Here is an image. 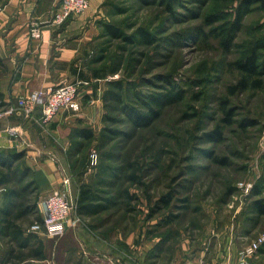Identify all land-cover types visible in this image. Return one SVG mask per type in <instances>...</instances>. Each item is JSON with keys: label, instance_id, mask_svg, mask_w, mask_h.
Masks as SVG:
<instances>
[{"label": "rangeland", "instance_id": "1", "mask_svg": "<svg viewBox=\"0 0 264 264\" xmlns=\"http://www.w3.org/2000/svg\"><path fill=\"white\" fill-rule=\"evenodd\" d=\"M96 2L97 34L86 48L81 67L102 71L103 77L92 84L102 83L101 119L94 125L81 117L84 108L94 104L91 100L88 105L87 100L81 101L80 112L60 113L77 116V127H72L70 143L63 149L65 163L60 171L72 178L76 202L66 233L71 238V234L79 236L82 245L73 244L66 255L61 254L63 258L51 247L46 255L51 260L48 264L58 259L62 264L83 261L86 254L82 247L93 251L89 240L103 253L116 255L112 258L115 264H131L141 257V246L158 239L153 234L161 232L175 233L168 243L165 263L172 260L176 250L184 254L197 246L201 252L191 253L190 258L185 255L187 260L181 264H264V216L248 219L254 186L264 184V86L231 93V86L241 77L232 62L243 55L250 40L264 43V0L223 1L228 4L224 10L231 19L242 13L243 20L229 52L205 23L222 0H174L171 9L162 0ZM101 21L119 24L132 35L143 27L154 34L156 41L148 45L113 40L102 35ZM102 52L104 58L90 64V59ZM109 80L123 84L122 89L113 88L121 99L104 96L110 90ZM157 95L159 101L151 103L150 97ZM226 104L233 123L225 121ZM151 111L160 113L159 117L147 119ZM51 121L40 122L47 125ZM79 127L92 128L95 138L90 142L72 139V132ZM218 127L222 135L212 139V131ZM73 142L78 149L72 156L69 152ZM94 149L98 152L96 160L92 158ZM21 151L32 172L20 184L32 200L37 197L40 202L34 169L27 162L26 150ZM108 151H113L115 158L108 159ZM218 158H226L227 164L217 163ZM52 159L59 162L55 155ZM111 165L122 168L116 186L107 188L109 194L117 196L115 204L98 215H79L80 185L95 182ZM33 178L38 186L35 193ZM121 190L129 196L118 195ZM167 192H174L172 209L183 215L150 234L149 230L167 212L162 209L150 218L151 209ZM184 197L189 198L187 209L180 201ZM35 216L22 219L26 231L37 220ZM63 237L50 240L56 243ZM259 241L252 252L251 246ZM0 243L6 249L12 245ZM45 260L27 259L21 264H45Z\"/></svg>", "mask_w": 264, "mask_h": 264}, {"label": "crops", "instance_id": "2", "mask_svg": "<svg viewBox=\"0 0 264 264\" xmlns=\"http://www.w3.org/2000/svg\"><path fill=\"white\" fill-rule=\"evenodd\" d=\"M60 1L0 0V58L6 63L5 68L0 69V109L16 102L22 95L37 90L49 91L64 81L80 80L84 83L79 92L80 101L94 102L91 105H88L89 102L86 104L88 106L81 112L84 113L81 117L95 125L101 119L99 95L102 83L100 80L97 86H92L99 79L96 80L87 68L81 67V61L86 59V48L97 34L98 4L96 0H91L90 7L84 13L72 17L63 25L55 26L49 20ZM32 21L42 24L41 38H32ZM41 115V108H38L33 118L28 119L16 114L0 121V151L26 150L27 162L34 169L40 186L39 205L51 193L63 188L66 174L60 171L65 163L61 156L63 149L70 143L69 134L72 127H77V116L60 114L47 125H43L39 121ZM7 127H17L21 133L20 137L10 138ZM52 155L57 156L58 163L52 159ZM2 202L3 195L0 191V204ZM71 235L75 238H71L67 232L64 237L61 236L62 239L56 240V243L50 240L53 238L45 235L39 237L45 242L46 255L52 247L51 251L63 258L61 254L66 255L73 244L82 245L79 236ZM91 238L95 239L94 236ZM157 241L156 238L153 241L148 240L141 246V257L131 261V264H181V261L187 260L185 255L190 258L191 253L201 252L197 246H191L189 252L184 254L181 250H176L172 260L165 263L163 260L168 250L166 246L159 252H152ZM89 246L93 249L90 253L82 247L83 253L86 254L83 264H115L113 259H116V255L103 253L100 247L90 240ZM49 259L46 258L45 264L50 263ZM188 263L190 264V261ZM55 264L62 263L58 259Z\"/></svg>", "mask_w": 264, "mask_h": 264}, {"label": "trees", "instance_id": "3", "mask_svg": "<svg viewBox=\"0 0 264 264\" xmlns=\"http://www.w3.org/2000/svg\"><path fill=\"white\" fill-rule=\"evenodd\" d=\"M163 3L168 4V8L171 9L172 1L174 0H162ZM223 1H227L232 4L235 0H222L219 6L215 7L212 13H210L205 23L211 27L212 34L220 39L221 46L225 52L231 51L236 43L238 32L242 27V13H237L234 19L228 14V11L224 10L226 5ZM100 26L103 28L102 35H106L111 39H121L127 43L132 44H153L156 38L152 32L141 27L136 34H126L123 27L119 24L101 21ZM104 58L103 52L94 58L90 59V64L99 62ZM234 68L241 73V77L236 84L231 86V93L237 91H244L247 89H258L264 86V43L256 40H250V43L243 53V55L232 62ZM0 66L5 68L4 60L0 58ZM92 76L95 79L102 78V71L98 68H89ZM110 90L106 93V98L121 99V95L117 94L114 89H122L123 84L116 81L109 80ZM151 103H156L160 99V95L151 96ZM227 104L224 106V112L226 114L225 121L227 123H233L230 110L226 109ZM160 113L146 114L147 119L155 116L159 117ZM140 117V115H137ZM108 120L115 121L113 117L107 116ZM111 131V130H109ZM106 130L103 133V138H107ZM222 135L221 127L212 131V139L220 138ZM82 138L86 142H90L95 138V132L90 127L75 128L72 132L73 138ZM105 142V140H104ZM77 147L74 146L69 152L70 155H74L77 151ZM108 159L115 158L113 151L106 153ZM25 152L17 151L16 149L1 150L0 151V189L2 190L3 202L0 204V242L3 244L11 245L9 248L2 247L0 243V264H21L27 259H35L43 261L46 259V245L43 239L38 234L26 231L21 221L25 217L35 214L37 220L42 219V214L39 208V201L37 197L34 200L27 194V189L20 184L26 175H29L32 171L29 166L26 165ZM217 163L225 165L227 164L226 158H218L215 160ZM121 167L108 166L99 174L97 180L92 183H82L80 185V192L78 197L77 213L82 216H94L110 209L115 204L116 195H111L107 188L116 186V181L121 177ZM120 170V171H119ZM19 175V177L17 176ZM17 176V177H16ZM132 179H137L135 176H131ZM16 185H19L17 187ZM31 185L34 187L35 193L38 191L36 180L33 178ZM109 195L105 198V195ZM118 195H127L128 192L121 190ZM174 192H167L158 198L154 203L149 217H154L162 209L167 212L154 224L155 226L149 230L152 234L157 229L168 226L179 219L183 212L175 213L172 209L174 207ZM183 202V209L188 208L189 198H180ZM181 209V208H178ZM248 219L255 215L257 218L264 216V184L256 183L251 194V202L249 204ZM153 231V232H152ZM169 231V230H168ZM174 232L156 233L153 234L159 240L153 249V253L159 252L164 249V246L168 249V243L171 241ZM263 250V249H262ZM72 261V260H70ZM71 264H83V261L77 260Z\"/></svg>", "mask_w": 264, "mask_h": 264}, {"label": "built area", "instance_id": "4", "mask_svg": "<svg viewBox=\"0 0 264 264\" xmlns=\"http://www.w3.org/2000/svg\"><path fill=\"white\" fill-rule=\"evenodd\" d=\"M91 4V0H61L57 10L50 18L51 24L60 26L74 16L84 13ZM32 38H41L42 24L32 21L30 26ZM80 81L62 82L49 91L37 90L27 95L18 97L16 102L9 103L0 109V121L13 115H23L25 118H33L38 108H41V122H49L55 116L64 111L80 112L81 101L79 97ZM10 138L20 137L17 127H7ZM98 152L93 150L92 158L97 159ZM40 210L42 219L36 220L28 229L29 232L45 235L50 238L63 236L76 208L74 196H72V178L66 174L63 179V188L56 190L41 202ZM262 241L254 243L251 251L254 252Z\"/></svg>", "mask_w": 264, "mask_h": 264}]
</instances>
